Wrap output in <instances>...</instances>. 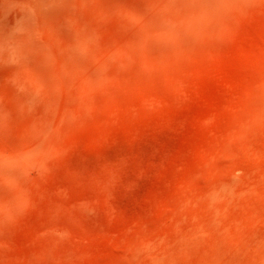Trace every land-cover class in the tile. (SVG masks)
Returning <instances> with one entry per match:
<instances>
[{
    "label": "rangeland",
    "instance_id": "rangeland-1",
    "mask_svg": "<svg viewBox=\"0 0 264 264\" xmlns=\"http://www.w3.org/2000/svg\"><path fill=\"white\" fill-rule=\"evenodd\" d=\"M0 264H264V0H0Z\"/></svg>",
    "mask_w": 264,
    "mask_h": 264
}]
</instances>
